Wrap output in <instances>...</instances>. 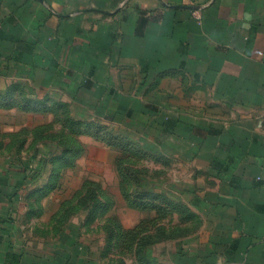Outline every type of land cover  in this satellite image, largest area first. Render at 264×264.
I'll return each mask as SVG.
<instances>
[{"label":"crops","instance_id":"obj_1","mask_svg":"<svg viewBox=\"0 0 264 264\" xmlns=\"http://www.w3.org/2000/svg\"><path fill=\"white\" fill-rule=\"evenodd\" d=\"M0 110L41 135L0 152L35 164L0 167V264H264V0H0ZM86 133L188 163L195 229L119 261L98 215L39 198L62 180L38 144Z\"/></svg>","mask_w":264,"mask_h":264},{"label":"rangeland","instance_id":"obj_2","mask_svg":"<svg viewBox=\"0 0 264 264\" xmlns=\"http://www.w3.org/2000/svg\"><path fill=\"white\" fill-rule=\"evenodd\" d=\"M2 113L0 110L1 129L13 130L22 124L19 117L5 118ZM37 117L39 116L30 117L28 124L42 120ZM87 135L90 134L59 139L55 151L52 144H38L41 153L52 150L49 158L40 162L45 167L56 170V178L62 180L59 190L52 194L42 193L39 198L51 195L47 199L55 201L72 195L71 203L77 201V204L61 209L63 214L67 215V212L70 216L78 215L79 218L85 216V222L93 215H98L101 221L100 233L102 236L111 233L112 240L106 242H112L108 249L111 248L119 256V261L133 253L136 237L128 235L141 230L158 233L164 240L165 249H171L174 233L184 234L195 229L196 225L189 220L190 208L186 204L190 199L188 185L191 176L188 163L160 157L155 149L144 151L127 137ZM17 137L41 135L39 130L35 135L25 131ZM17 137L0 132V152L3 155L21 150L20 145L14 146L18 141ZM41 140L44 142L45 139ZM17 155L20 153L11 155L14 159L0 161V167L9 169L19 166L18 168L29 169L31 172L28 173H32L35 164L30 153L24 154L27 157L25 160H18ZM87 179L94 182L86 184L84 181V185H81V181ZM176 200L180 202L176 203ZM92 202L95 203L93 207ZM96 203H99V207H96ZM142 218H145V223H139ZM116 220H120V223ZM87 224L86 227L82 225L84 233L92 235L95 226L93 228L91 221ZM124 226L129 229L127 246L119 241L120 233H124ZM154 238L148 239V247L160 246L162 243L160 239L157 243L156 237Z\"/></svg>","mask_w":264,"mask_h":264},{"label":"built area","instance_id":"obj_3","mask_svg":"<svg viewBox=\"0 0 264 264\" xmlns=\"http://www.w3.org/2000/svg\"><path fill=\"white\" fill-rule=\"evenodd\" d=\"M196 11H194V13H195Z\"/></svg>","mask_w":264,"mask_h":264}]
</instances>
